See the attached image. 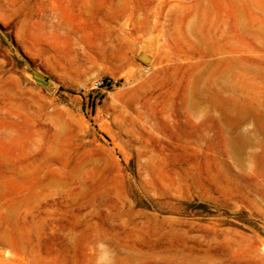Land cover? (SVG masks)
<instances>
[{
	"label": "rangeland",
	"instance_id": "obj_1",
	"mask_svg": "<svg viewBox=\"0 0 264 264\" xmlns=\"http://www.w3.org/2000/svg\"><path fill=\"white\" fill-rule=\"evenodd\" d=\"M0 264H264V0H0Z\"/></svg>",
	"mask_w": 264,
	"mask_h": 264
},
{
	"label": "trees",
	"instance_id": "obj_2",
	"mask_svg": "<svg viewBox=\"0 0 264 264\" xmlns=\"http://www.w3.org/2000/svg\"><path fill=\"white\" fill-rule=\"evenodd\" d=\"M106 84H111V80H108V82H106Z\"/></svg>",
	"mask_w": 264,
	"mask_h": 264
}]
</instances>
